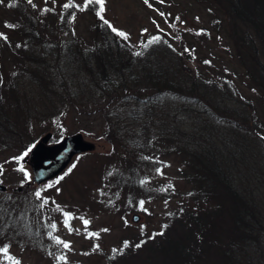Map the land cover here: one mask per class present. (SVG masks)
Returning a JSON list of instances; mask_svg holds the SVG:
<instances>
[{"label":"trees","instance_id":"obj_1","mask_svg":"<svg viewBox=\"0 0 264 264\" xmlns=\"http://www.w3.org/2000/svg\"><path fill=\"white\" fill-rule=\"evenodd\" d=\"M197 1L221 16L211 22L231 64L185 33L179 42L161 31L133 42L105 23L94 0L84 4L88 39H46L54 24L70 31L75 5L0 0V26L9 30H0L7 32L0 33V154L15 150L32 119L71 113L100 127L97 137L111 144L109 153H95L99 192L127 208L166 202L159 231L124 233L117 246L99 250L100 260H61L69 245L54 235L58 224L67 227L76 211L100 215L95 203L110 214L107 204L86 195L90 184L77 207L61 199L64 182L23 179L0 191V248L8 249L0 264H264V0ZM9 53L19 65L11 71ZM166 167L172 174L161 177ZM90 199L89 211L81 210ZM126 213L117 216L123 229ZM82 225V232L91 226Z\"/></svg>","mask_w":264,"mask_h":264},{"label":"rangeland","instance_id":"obj_2","mask_svg":"<svg viewBox=\"0 0 264 264\" xmlns=\"http://www.w3.org/2000/svg\"><path fill=\"white\" fill-rule=\"evenodd\" d=\"M86 1L87 0H31V2L37 6V9H42V7L48 5L47 7L49 8L61 10L66 4L69 5V3H71L75 5V11L77 13L75 19H73V25H71L70 31L63 30L60 22V24H54L53 31L48 28L47 32H51V34L44 32L43 37L47 39L58 35L59 39L64 40L71 38L78 39L80 37L88 39L86 37H90L87 25L89 21V11L84 7ZM28 2H30V0H27V3ZM1 7L2 5H0V25L4 18ZM207 7V4L197 0H104V11L101 12V14L103 19L111 25L113 30L124 32L133 42H138L155 31H161L175 39L176 42H179L178 39L180 34L185 33L201 44H204V47L209 46L208 49H211L222 62L226 60L228 64H231L227 59L228 55L224 49L225 40L221 29L218 32V29L215 26L213 27L211 22L213 18H221V16L218 13L215 15L211 14ZM205 27L210 31V35L207 39L201 32ZM2 29L4 28L0 26V30ZM4 30L9 31L8 29ZM1 32L7 33L6 31H0V33ZM7 37L9 38L8 34L7 36L2 35V40L8 42ZM17 43L18 42L15 41L10 42L12 47H16ZM24 45L23 47H25ZM8 56L9 58L6 59L7 66L9 67L8 69L11 71L19 67L18 64H15L16 59L10 55V53ZM0 61H4V58L3 60L0 58ZM233 63L237 64L235 60H233ZM189 64L193 68L196 66L194 62ZM20 100L21 106L23 101L21 98ZM32 106L33 108H39L37 101H35ZM12 111H14V109H12ZM73 118V115L69 113L64 116L62 121L56 120L54 122L52 120H44L40 117L37 120L32 119V128L27 130L26 134L16 143L17 146L15 150L4 151V153L0 154V184L5 187L3 190L5 191L10 190L16 183H20L23 179L27 180L28 183H32V171L29 160L30 150L26 151L27 155L23 156V159H17L24 154L21 153L20 150L29 140L34 139L35 143L33 145H35L41 141L44 136L48 135L46 144L52 145L64 136L81 133L83 139L93 144L94 148L91 151L74 155L62 172L56 177L41 184L64 182V190L61 199L64 203L73 204L77 207L79 206L78 203L81 201L80 198H78L79 191H83L81 187L84 184H90V192L86 193V195L95 196L96 198L99 196L102 198L103 204H107L105 205V209L109 210L110 214L105 213L103 207H99L97 203H95L96 211L100 213V215H94L96 216L94 217L87 211H76V214L72 216L70 224L67 227L58 224V228L55 231L57 233L54 234L69 245V251L63 255V259L68 261L74 258L83 260L89 256H96V258L100 260L99 250L103 248L108 251L111 249L110 247L117 246L120 237L122 234L124 235V233H126V235L129 234V236H134L151 230L159 231L162 227V221H164L163 214L166 209V202H153L149 200H143L142 202V200H140L139 204H130V207L127 208L122 202L113 198L110 193H105L104 191L99 192L97 183L95 182L97 175L91 172L93 167L97 165L95 153H109L111 144L97 137V135H100V127L92 125L91 121H88L86 118L77 120ZM262 136L264 140V129L261 131V137ZM20 169H22L21 172H19ZM169 169L170 168L166 167L160 170V176L162 177L166 174H168L166 176H170L172 171ZM23 171L25 172V177L22 176ZM108 186V184H105L104 188L107 189ZM83 188H85V186H83ZM90 202L91 199L80 207L81 210L89 211L86 206H93ZM124 211L127 212L125 215L128 222V225H126L127 229H123V226L120 224V217L119 219L117 218L119 212L124 215ZM132 214H137L139 216L137 222L131 221ZM112 215H115V217H110ZM81 217L85 218V221H88L91 225L85 232H82L84 219ZM61 229H63L64 232H59ZM29 255L32 254L29 253ZM23 258V261H28V254L26 253ZM44 263L48 264L49 261L46 259Z\"/></svg>","mask_w":264,"mask_h":264},{"label":"water","instance_id":"obj_3","mask_svg":"<svg viewBox=\"0 0 264 264\" xmlns=\"http://www.w3.org/2000/svg\"><path fill=\"white\" fill-rule=\"evenodd\" d=\"M48 135L36 143L29 152L32 182L41 184L56 177L68 165L74 155L91 151L93 144L85 141L81 133L62 137L52 145H47ZM24 161V160H23ZM5 187L0 184V191ZM139 216L132 214L131 221L137 222Z\"/></svg>","mask_w":264,"mask_h":264},{"label":"snow or ice","instance_id":"obj_4","mask_svg":"<svg viewBox=\"0 0 264 264\" xmlns=\"http://www.w3.org/2000/svg\"><path fill=\"white\" fill-rule=\"evenodd\" d=\"M31 2V0H30ZM89 2H93V0H89ZM95 3L99 4L101 7H100V10L99 12L97 13L98 15L100 14V12H103L104 11V8H103V5H104V0H94ZM69 5H65V7H68ZM105 23H107V21H105ZM109 27H111V25H109ZM119 35L121 36H124L125 34L124 33H119ZM27 155V152H25L21 157L17 158V159H23V156H26ZM22 171V169H20ZM36 196L37 198H40V193L37 192L36 193ZM85 224H87V221H84ZM65 225L68 226L67 224V217L65 219ZM53 228H55V225L52 226ZM56 243H61L59 240H56ZM64 247H68V245L65 243L64 244ZM125 247H127V243L125 244ZM137 247H139V245H137ZM8 251L7 249V246L3 247V248H0V254H6ZM9 259H11V257H9ZM59 259H63V257H60ZM15 264H20L19 261H16Z\"/></svg>","mask_w":264,"mask_h":264}]
</instances>
